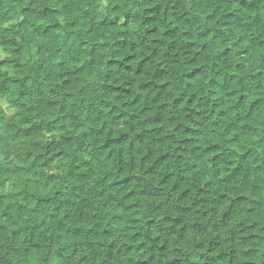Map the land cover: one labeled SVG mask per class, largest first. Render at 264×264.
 <instances>
[{"label": "trees", "instance_id": "obj_1", "mask_svg": "<svg viewBox=\"0 0 264 264\" xmlns=\"http://www.w3.org/2000/svg\"><path fill=\"white\" fill-rule=\"evenodd\" d=\"M101 2L0 0V264H264L261 0Z\"/></svg>", "mask_w": 264, "mask_h": 264}, {"label": "clouds", "instance_id": "obj_2", "mask_svg": "<svg viewBox=\"0 0 264 264\" xmlns=\"http://www.w3.org/2000/svg\"><path fill=\"white\" fill-rule=\"evenodd\" d=\"M101 7H103V0L101 2ZM261 11H262V14H264V0H261Z\"/></svg>", "mask_w": 264, "mask_h": 264}]
</instances>
